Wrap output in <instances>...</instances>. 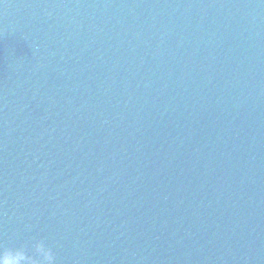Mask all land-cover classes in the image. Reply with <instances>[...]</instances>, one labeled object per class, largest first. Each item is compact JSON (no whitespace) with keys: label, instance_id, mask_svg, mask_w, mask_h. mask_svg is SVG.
Segmentation results:
<instances>
[{"label":"water","instance_id":"95a60500","mask_svg":"<svg viewBox=\"0 0 264 264\" xmlns=\"http://www.w3.org/2000/svg\"><path fill=\"white\" fill-rule=\"evenodd\" d=\"M0 264H264V0H0Z\"/></svg>","mask_w":264,"mask_h":264}]
</instances>
